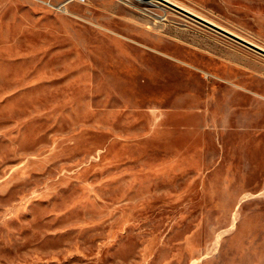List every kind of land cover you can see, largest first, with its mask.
<instances>
[{"label": "rangeland", "instance_id": "obj_1", "mask_svg": "<svg viewBox=\"0 0 264 264\" xmlns=\"http://www.w3.org/2000/svg\"><path fill=\"white\" fill-rule=\"evenodd\" d=\"M150 1L0 0V264H264V55Z\"/></svg>", "mask_w": 264, "mask_h": 264}, {"label": "water", "instance_id": "obj_2", "mask_svg": "<svg viewBox=\"0 0 264 264\" xmlns=\"http://www.w3.org/2000/svg\"><path fill=\"white\" fill-rule=\"evenodd\" d=\"M162 1H163V0H162ZM163 2L166 3V4H168V5L171 6V7L175 8V9L179 10L180 12L185 13V14H187V15H190L191 17H193V18H195V19H197V20H199V21L205 23L206 26H208V27H210V28H212V29H214V30H216V31H218V32H220V33H222V34H224V35L230 37L231 39H233V40H235V41L241 43L242 45H244V46H246V47H248V48H250V49H252V50H254V51H256V52H258V53H260V54H262V55H264V50L261 49L260 47H258V46H256V45H253V44H251L250 42H247V41H245V40H243V39H241V38H239V37H237V36H235V35H233V34L227 32V31H225V30H223V29H221V28H219V27L213 25V24L210 23V22H207V21H205V20L200 19V18H198V17H196V16L190 14L189 12H187V11L181 9L180 7H177V6L171 4V3L167 2V1H163Z\"/></svg>", "mask_w": 264, "mask_h": 264}, {"label": "crops", "instance_id": "obj_3", "mask_svg": "<svg viewBox=\"0 0 264 264\" xmlns=\"http://www.w3.org/2000/svg\"><path fill=\"white\" fill-rule=\"evenodd\" d=\"M223 3L239 2L243 4H248L252 6H257L259 9L264 10V0H220Z\"/></svg>", "mask_w": 264, "mask_h": 264}, {"label": "built area", "instance_id": "obj_4", "mask_svg": "<svg viewBox=\"0 0 264 264\" xmlns=\"http://www.w3.org/2000/svg\"><path fill=\"white\" fill-rule=\"evenodd\" d=\"M83 1V0H80ZM134 2H142V0H133Z\"/></svg>", "mask_w": 264, "mask_h": 264}, {"label": "bare ground", "instance_id": "obj_5", "mask_svg": "<svg viewBox=\"0 0 264 264\" xmlns=\"http://www.w3.org/2000/svg\"><path fill=\"white\" fill-rule=\"evenodd\" d=\"M142 1H144V0H142ZM151 1H152V2H156L155 0H151ZM151 1H150V2H151ZM161 1H162V0H161ZM163 1H166V0H163ZM163 5H164V4H163ZM181 9H182V8H181ZM183 10H184V9H183ZM149 27H150V26H149Z\"/></svg>", "mask_w": 264, "mask_h": 264}]
</instances>
